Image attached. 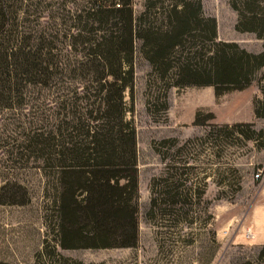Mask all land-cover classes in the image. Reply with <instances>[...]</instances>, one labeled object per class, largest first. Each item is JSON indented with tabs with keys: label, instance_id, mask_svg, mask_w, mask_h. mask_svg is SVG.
Wrapping results in <instances>:
<instances>
[{
	"label": "trees",
	"instance_id": "16d2710c",
	"mask_svg": "<svg viewBox=\"0 0 264 264\" xmlns=\"http://www.w3.org/2000/svg\"><path fill=\"white\" fill-rule=\"evenodd\" d=\"M228 4L235 13L234 29L260 40L258 52L217 39L215 19L204 15L201 0H144L137 16L131 0H89L78 15L80 27L68 34L43 29L26 34L19 7L0 0V108L20 103L28 86L52 88L57 100L49 128L32 135L41 168L54 178L50 227L54 238L50 243L43 239L35 264H83L61 255L56 247L136 244V132L132 118L126 117L133 111L134 43L139 41V52L150 67L144 106L154 119L164 115L170 87L211 86L216 96L241 90L254 72L264 68V0ZM58 36L68 40V50L57 47ZM259 81L261 97L253 101V115L264 118V71ZM152 87L158 104L150 99ZM198 118L196 112L194 124H205ZM222 132L236 143L264 145V128L255 129L250 122L213 123L204 136L152 142L164 168L148 184V219L157 214L186 219L188 204L204 203L206 175L193 177L194 165L183 149ZM235 179L234 191L240 189V177ZM239 264H264V244L254 260Z\"/></svg>",
	"mask_w": 264,
	"mask_h": 264
},
{
	"label": "rangeland",
	"instance_id": "374dc122",
	"mask_svg": "<svg viewBox=\"0 0 264 264\" xmlns=\"http://www.w3.org/2000/svg\"><path fill=\"white\" fill-rule=\"evenodd\" d=\"M88 1L8 0L19 7L18 19L26 34L37 33V29L52 34L75 32L74 27L81 25L78 15ZM143 1L131 0L134 16L142 10ZM201 6L204 15L215 19L217 39L234 41L248 51L260 50L261 42L252 33L234 29L235 13L228 0H201ZM58 40L59 49H69L66 38L58 36ZM149 70L136 40L133 111L126 113L136 132V244L121 248L56 247L57 251L83 264H239L254 260L264 243L253 240L247 225L253 207L264 210V145L257 148L250 140L236 143L231 134L223 132L188 143L183 153L194 165L190 169L193 177L206 175L204 203L188 204L186 219L167 215L161 218L157 214L150 220L146 211L149 181L161 175L164 168L152 142L165 137L183 142L202 136L213 123L250 122L255 129L264 128V118L253 115V101L261 97L259 78L264 68L254 72L245 88L218 96L211 86L170 87L166 93L167 109L159 119L151 117L144 106ZM154 89L150 99L158 104ZM54 93L52 88L28 86L20 103L14 101L11 108H0V201H15L0 202V264H35L34 255L43 239L50 243L54 238L50 228L54 178L49 170L41 168L32 141V135L41 128L48 129L53 120L57 101ZM124 99L128 101L127 93ZM196 112L205 124H194ZM208 112L212 117L205 120ZM255 172L258 177H253ZM237 176L240 189L234 191Z\"/></svg>",
	"mask_w": 264,
	"mask_h": 264
},
{
	"label": "crops",
	"instance_id": "0c3cea01",
	"mask_svg": "<svg viewBox=\"0 0 264 264\" xmlns=\"http://www.w3.org/2000/svg\"><path fill=\"white\" fill-rule=\"evenodd\" d=\"M250 214V222L247 225V229L253 240L257 243H264V210L255 206L251 209Z\"/></svg>",
	"mask_w": 264,
	"mask_h": 264
},
{
	"label": "built area",
	"instance_id": "2783aa9c",
	"mask_svg": "<svg viewBox=\"0 0 264 264\" xmlns=\"http://www.w3.org/2000/svg\"><path fill=\"white\" fill-rule=\"evenodd\" d=\"M258 175H259V173H258V172H255V173L253 174V177H258Z\"/></svg>",
	"mask_w": 264,
	"mask_h": 264
}]
</instances>
